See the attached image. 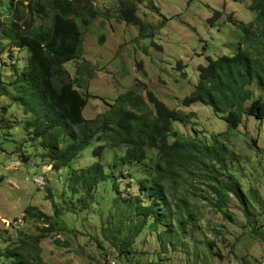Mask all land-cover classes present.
Returning a JSON list of instances; mask_svg holds the SVG:
<instances>
[{
    "label": "rangeland",
    "instance_id": "1",
    "mask_svg": "<svg viewBox=\"0 0 264 264\" xmlns=\"http://www.w3.org/2000/svg\"><path fill=\"white\" fill-rule=\"evenodd\" d=\"M2 1L0 9L5 10L9 0ZM123 1H94L101 15L85 33L82 59L65 66L76 77L78 66L86 61L91 64L88 89L78 88L91 96L83 116L95 117L108 109V103L131 90L145 96L139 84H146L169 108L193 114L188 124L173 123L179 135L207 143L215 138L225 148L227 171L222 178L231 174L240 184L251 215L229 193L223 195L226 206L218 211L214 180L205 169H195L184 174L175 190L167 185L165 194L173 202L179 198L190 202L193 222L183 230L176 225H160L154 230L150 218L138 236L127 237L130 230L135 232V225L123 215L129 210L127 202L138 196L142 203L154 200L144 198L137 183V178L150 175L143 166H115L126 147L104 148L101 162L106 171L124 176L117 180L119 190L113 189L110 178L80 200L78 193L66 192L72 189L71 178L98 160L93 149L103 142H92L69 166L54 170L34 127L26 125L33 115L26 114L11 93L0 92V251L24 248L32 257L39 256L38 260L30 258V264H264V120L244 115L242 125L229 129L210 107L182 104L197 83L200 65H206L209 57L236 52L242 32L229 16L244 23L253 21L255 13L249 10L252 0H139L141 25L121 18ZM215 11L221 12L218 19H212ZM5 15L3 23L9 21ZM23 15L30 17L29 13ZM2 28L0 24V31ZM5 45L6 40L0 37V49ZM16 54L26 57L24 50ZM11 63L7 52L1 51L0 72L5 80L13 78ZM18 63L20 68L24 66V60ZM79 76L86 78L83 73ZM14 87L7 86L13 91ZM253 89L255 98L264 99L262 89ZM149 153L153 156L156 151ZM155 201L163 207L162 200ZM30 206L45 213L47 219L27 215ZM133 221L137 223V218ZM53 222L54 227L47 224ZM47 226L50 231L42 230ZM41 233L45 235L34 249L31 238ZM124 239L130 243L121 253ZM4 257L0 255V264Z\"/></svg>",
    "mask_w": 264,
    "mask_h": 264
},
{
    "label": "trees",
    "instance_id": "2",
    "mask_svg": "<svg viewBox=\"0 0 264 264\" xmlns=\"http://www.w3.org/2000/svg\"><path fill=\"white\" fill-rule=\"evenodd\" d=\"M94 1L29 0L24 3V0H9L8 8L0 9V24L3 26L0 37L6 40V48L1 47L0 52H7L14 67L10 80H5L0 72V92L11 93L15 101L23 105L24 112L33 115L26 125L29 129L31 125L34 127L35 137L53 169L69 166L92 142H103L93 149L98 160L83 169L80 175L75 173L71 178L72 189L66 192L78 193L80 200L84 201L92 188L110 178H113V189L119 190L117 180L124 176L106 171L101 162V151L123 146L126 151L115 166L119 163L143 166L150 175L137 178V183L144 198L154 197L149 204L140 202L139 196L127 202L129 212L123 215L131 226L135 225V232L130 230L127 237L138 236L150 218L153 219L151 226L154 230L160 225L167 228L176 225L178 230H183L192 223L190 202L185 198L173 202L167 200L165 194L167 185L175 190L184 174H192L195 169H205L214 180V206L218 211L226 206L223 195L229 193L239 200L247 215H251L240 184L231 174L222 178L227 171L223 157L225 148L219 146L215 138L213 143H207L197 137L179 135L173 130V123L188 124L193 114L169 108L147 89L146 84H139L145 89V96L131 90L120 94L108 103V109L95 117L88 119L83 116L91 96L78 88L88 89L92 78L91 64L86 61L82 67L78 66L76 77H72L65 66L82 59L85 33L91 31L94 21L101 15ZM139 2L124 0L121 3V18L128 24L141 25L137 15ZM249 10L255 13L254 20L249 23L235 21L229 16V20L242 32L236 52L216 59L209 57L206 65H200L197 83L182 101L186 107L195 103L210 107L229 129L242 125L244 115L264 120V99L255 98L253 89L264 91V0H252ZM25 13L30 17L26 18ZM4 14L9 18L5 23L2 20ZM219 17L221 12L215 11L212 19ZM104 39L103 35L101 42ZM20 50L26 52V57H18L16 53ZM21 59L24 60L22 68L18 65ZM82 73L86 78L79 76ZM7 86H15L14 91ZM150 150L156 153L152 156ZM155 198L162 200L164 208L156 204ZM26 214L43 220L48 217L33 206L26 209ZM225 216L230 217L228 214ZM134 218H137V223ZM54 223L47 224L53 226ZM46 228L42 230L50 231L48 226ZM44 235L41 233L31 238L34 249ZM115 239L119 237L115 236ZM123 242L124 246L119 249L121 253L130 239ZM23 249L16 247L0 251L6 259L1 264H30V258L39 259L38 255L32 257Z\"/></svg>",
    "mask_w": 264,
    "mask_h": 264
},
{
    "label": "built area",
    "instance_id": "3",
    "mask_svg": "<svg viewBox=\"0 0 264 264\" xmlns=\"http://www.w3.org/2000/svg\"><path fill=\"white\" fill-rule=\"evenodd\" d=\"M111 264H120V263L116 261H112Z\"/></svg>",
    "mask_w": 264,
    "mask_h": 264
}]
</instances>
